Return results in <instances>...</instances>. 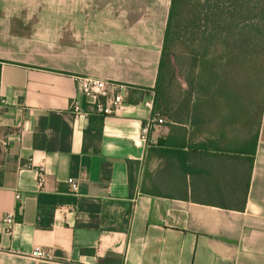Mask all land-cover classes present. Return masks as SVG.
Listing matches in <instances>:
<instances>
[{
  "label": "crops",
  "instance_id": "obj_1",
  "mask_svg": "<svg viewBox=\"0 0 264 264\" xmlns=\"http://www.w3.org/2000/svg\"><path fill=\"white\" fill-rule=\"evenodd\" d=\"M173 1L0 0V264H264V93L259 110L194 93L173 114L157 93ZM86 77L124 109L96 114Z\"/></svg>",
  "mask_w": 264,
  "mask_h": 264
},
{
  "label": "rangeland",
  "instance_id": "obj_2",
  "mask_svg": "<svg viewBox=\"0 0 264 264\" xmlns=\"http://www.w3.org/2000/svg\"><path fill=\"white\" fill-rule=\"evenodd\" d=\"M174 16L163 72L173 114L183 116L191 94L210 90L250 93L259 110L264 93V0H183ZM237 43L249 45V57L226 51ZM229 55H240L247 63L250 59L252 66L241 62L223 68L217 67L219 60L211 62Z\"/></svg>",
  "mask_w": 264,
  "mask_h": 264
},
{
  "label": "built area",
  "instance_id": "obj_3",
  "mask_svg": "<svg viewBox=\"0 0 264 264\" xmlns=\"http://www.w3.org/2000/svg\"><path fill=\"white\" fill-rule=\"evenodd\" d=\"M79 87L87 101V104L93 109V111L102 116L108 117L117 115L122 109H124V97L122 94H117L114 90L116 85L94 78H80L79 80ZM73 113L75 117H79L83 114V111L75 103L73 105ZM165 121L163 119H157L150 122V124L144 128V135H146L149 131V128L154 124H164ZM26 168V167H22ZM44 185V178L41 176L39 179V186L42 188ZM70 191L74 195L78 194L79 186L78 183L75 181H69ZM16 199L18 201L21 200V196L19 194L16 195ZM15 220V215L10 214L7 215L4 219V222L7 224L13 223ZM31 258L36 261L42 262H54L55 257L50 250H45L42 248H36L32 254Z\"/></svg>",
  "mask_w": 264,
  "mask_h": 264
},
{
  "label": "trees",
  "instance_id": "obj_4",
  "mask_svg": "<svg viewBox=\"0 0 264 264\" xmlns=\"http://www.w3.org/2000/svg\"><path fill=\"white\" fill-rule=\"evenodd\" d=\"M183 0H174L173 1V6H172V9H171V16L172 18L174 17V13L176 11V5L179 4V6H181ZM171 21H170V29L168 28V35L166 36V51L163 52L162 54V63H161V76H160V80H159V83H158V87H157V93H158V96L160 99L162 98H166V87L164 86V79H165V74L163 73L166 69V66H167V60H166V57H167V47H168V44L171 40ZM166 107H167V104H166Z\"/></svg>",
  "mask_w": 264,
  "mask_h": 264
}]
</instances>
